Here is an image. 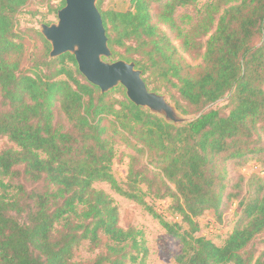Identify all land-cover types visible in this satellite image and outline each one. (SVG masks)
Instances as JSON below:
<instances>
[{
	"label": "trees",
	"instance_id": "1",
	"mask_svg": "<svg viewBox=\"0 0 264 264\" xmlns=\"http://www.w3.org/2000/svg\"><path fill=\"white\" fill-rule=\"evenodd\" d=\"M29 1L0 0V136L15 144L0 150V264H145L142 231L120 225L96 182L181 242L173 264H264V250L252 246L264 232V180L231 173L252 158L264 168V0H214L196 22L182 20L188 27L177 9L199 0H130L125 11L98 1L111 57L135 62L149 90L196 116L185 125L136 105L121 85L103 93L74 55L50 58L42 34L46 55L24 69L16 17ZM117 144L129 149L123 183L112 169ZM147 197L172 199L181 222ZM233 199L241 214L224 243L198 235V218L208 210L221 217ZM84 243L98 253L76 260Z\"/></svg>",
	"mask_w": 264,
	"mask_h": 264
},
{
	"label": "rangeland",
	"instance_id": "2",
	"mask_svg": "<svg viewBox=\"0 0 264 264\" xmlns=\"http://www.w3.org/2000/svg\"><path fill=\"white\" fill-rule=\"evenodd\" d=\"M212 1L214 0H199L194 5L179 7L176 12L178 21L184 26L188 27L190 23H184L182 20L186 19L193 23L196 22L198 18V12L202 10L206 4ZM61 4L62 0H30L29 3L17 14L16 29L22 36L26 47V55L23 61L24 69H28L35 60L42 59L46 55L47 46L43 40L45 37L41 32V25L44 23L51 24L58 21V11L60 9H58V7ZM130 6V0H104L102 2L103 9L125 11L128 10ZM183 15H188L190 18H182ZM111 56L106 57L105 59L108 61H114V58ZM187 58L192 64H197L201 60L199 56L194 58L193 56L187 55ZM69 65L72 66L71 63H69ZM160 93L166 95L168 101L176 105L166 92L161 91ZM115 95L120 96L119 94ZM225 103L226 100L222 99L214 106L220 107ZM206 109H208V107H206L204 110ZM179 112L182 116L187 118L196 117L194 115H185L180 110ZM200 113H202V111ZM8 145L15 146V144L10 142L7 137L0 136V150ZM116 151L117 157L113 163L112 169L117 180L123 183L126 181L128 173L130 161L129 149L124 144H117ZM237 172L244 174L247 177L246 179H249L255 174L264 180V168L260 166L256 158L248 160L244 166L236 167L231 173L235 174ZM94 185L96 188L103 189L112 196L119 209V223L122 227L128 228L133 226L136 229L142 231L146 246L148 248L145 264L175 263L177 256L182 252V244L177 238L170 235L165 230L158 219L154 218L140 204L119 194L111 187L109 183L96 182ZM247 189V185L244 184L243 192H247ZM147 200L152 205H154L156 210L161 212L166 217V219L172 222H181V217H179L172 209H170V205L173 202L172 199H153L152 197H147ZM238 205L239 199H233L230 204L224 208L221 213V217H219L215 210L206 211L198 218L200 230L197 234L210 238L218 245H222L240 218L241 213L237 211ZM252 246L257 249V254H260V252L264 250V232L254 240ZM97 253L98 251L93 252L89 249L88 244L84 243L76 251L75 259L87 261L92 259ZM127 264L135 263L128 262Z\"/></svg>",
	"mask_w": 264,
	"mask_h": 264
},
{
	"label": "water",
	"instance_id": "3",
	"mask_svg": "<svg viewBox=\"0 0 264 264\" xmlns=\"http://www.w3.org/2000/svg\"><path fill=\"white\" fill-rule=\"evenodd\" d=\"M98 1L65 0V5L58 11V21L41 25L42 34L52 46L50 57L65 53L74 55L80 72L103 93L122 85L133 103L169 123L185 125L194 121L196 117L182 116L166 95L149 90L143 72L135 62L105 59L112 51Z\"/></svg>",
	"mask_w": 264,
	"mask_h": 264
}]
</instances>
